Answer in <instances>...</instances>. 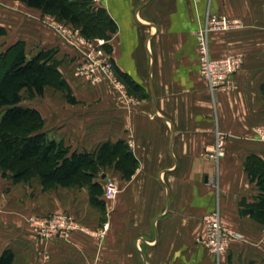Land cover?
Segmentation results:
<instances>
[{
    "label": "crops",
    "instance_id": "crops-1",
    "mask_svg": "<svg viewBox=\"0 0 264 264\" xmlns=\"http://www.w3.org/2000/svg\"><path fill=\"white\" fill-rule=\"evenodd\" d=\"M93 5L117 25L105 46L116 69L143 90L129 94L119 79L133 104L107 83L92 87L74 76L79 53L47 25L52 16L41 10L0 0V28L6 30L0 45L22 42L28 56L54 51L70 95L47 86L42 97L28 99L23 93L22 102L41 114L49 139L95 158L111 144L133 155L138 167L125 180L117 158L99 169L92 186L49 190L40 177L14 183L0 171V258L10 251L12 264H264V222L241 213L243 201L256 203L260 196L246 161L250 156L264 161V0H100ZM207 13L240 22L209 38L212 57L243 59L233 91L213 94L200 75L196 32ZM217 130L229 137L225 157L214 163L202 154L215 143ZM110 176L120 186L114 200L104 196ZM216 209L223 225L244 239L220 259L198 243L204 216ZM57 214L72 215L90 233L37 238L29 219ZM105 225L101 239L95 232Z\"/></svg>",
    "mask_w": 264,
    "mask_h": 264
},
{
    "label": "trees",
    "instance_id": "trees-1",
    "mask_svg": "<svg viewBox=\"0 0 264 264\" xmlns=\"http://www.w3.org/2000/svg\"><path fill=\"white\" fill-rule=\"evenodd\" d=\"M17 1L72 25L88 40L108 41L117 32L116 23L103 8H96L93 0ZM4 35L6 30L0 28V37ZM104 48L108 54L111 52L107 46ZM58 65L54 51L40 50L36 55L28 56L22 42L5 51L0 48V171L3 177H9L14 183H28L40 177L44 190L58 186H92L95 174L104 165L103 161L115 157L123 179L130 180L138 167L133 155H120L118 147L111 144H104L96 158L87 152L72 153L63 142L49 139L42 131L44 120L37 110L22 106L24 92L28 99H35L44 95L47 86L65 88L70 95ZM115 73L127 86L129 94L142 93V88L130 76L116 67ZM69 99L74 101L71 97ZM246 170L250 179L257 183L260 196L256 203L243 201L241 213L264 222V161L250 156ZM94 189L100 192L101 186L95 184ZM13 259V253L6 251L0 258V264H12Z\"/></svg>",
    "mask_w": 264,
    "mask_h": 264
},
{
    "label": "built area",
    "instance_id": "built-area-1",
    "mask_svg": "<svg viewBox=\"0 0 264 264\" xmlns=\"http://www.w3.org/2000/svg\"><path fill=\"white\" fill-rule=\"evenodd\" d=\"M99 1L93 0L94 3ZM46 23L62 40L78 51L81 61L74 70L76 78L83 79L92 87L107 83L119 95L133 104V100L115 73L113 60L104 48L105 40H88L81 35L80 31L72 29L55 17H47ZM237 27H240V22L237 20L207 13L205 22L196 32L200 75L208 82L213 94L219 91H233L237 88L234 76L242 69L243 59L237 55H229L224 58L212 57L209 45L210 34ZM228 137L225 132L217 130L215 143L206 149L202 156L206 160L219 163L226 155ZM260 138L264 140V132L260 133ZM105 181L104 196L107 200H114L120 192L119 185L110 178H105ZM203 221L205 232L198 243L217 259H220L229 250L233 242L244 240L242 234L223 225L218 209L204 216ZM28 223L33 234L43 241H51L57 238L67 239L76 230L90 233L69 214L31 217ZM107 229L108 225H105L102 230L96 231L95 234L102 239L104 230Z\"/></svg>",
    "mask_w": 264,
    "mask_h": 264
},
{
    "label": "rangeland",
    "instance_id": "rangeland-1",
    "mask_svg": "<svg viewBox=\"0 0 264 264\" xmlns=\"http://www.w3.org/2000/svg\"><path fill=\"white\" fill-rule=\"evenodd\" d=\"M4 45H6V44H2L1 43V45H0V48H1V50L2 51H5L6 50V46H4ZM106 50V49H105ZM106 52H107V50H106ZM108 53V52H107ZM65 80V79H64ZM65 82H66V85L69 87V84H68V82H67V80H65ZM62 90L63 89H65V88H61ZM63 91H65V90H63ZM70 91V90H69ZM24 94H26L25 92H24ZM26 104V103H25ZM1 116H2V110H0V118H1ZM120 155H123V153L121 152V153H119ZM115 161V157H109V158H106V160H104L103 162H104V165H102V167L101 168H103L104 167V170L106 169V167H111V165H112V163ZM119 166H118V164H116V168H118ZM100 168V169H101ZM108 178H110V179H112V180H114V178L112 177V176H110V177H108ZM115 181V180H114ZM116 182V181H115ZM105 183H106V181L104 182V186H105ZM117 183V182H116ZM118 184V183H117ZM119 189H120V186H119ZM99 191V190H98ZM104 191H105V189H104ZM101 192V191H100Z\"/></svg>",
    "mask_w": 264,
    "mask_h": 264
}]
</instances>
